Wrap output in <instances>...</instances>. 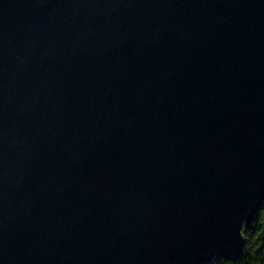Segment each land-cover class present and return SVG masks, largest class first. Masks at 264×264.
<instances>
[{"label":"water","instance_id":"95a60500","mask_svg":"<svg viewBox=\"0 0 264 264\" xmlns=\"http://www.w3.org/2000/svg\"><path fill=\"white\" fill-rule=\"evenodd\" d=\"M264 203V0H0V264L238 261Z\"/></svg>","mask_w":264,"mask_h":264},{"label":"trees","instance_id":"16d2710c","mask_svg":"<svg viewBox=\"0 0 264 264\" xmlns=\"http://www.w3.org/2000/svg\"><path fill=\"white\" fill-rule=\"evenodd\" d=\"M242 233L245 245L242 257L238 261L219 259L208 264H264V203L260 206L250 226Z\"/></svg>","mask_w":264,"mask_h":264}]
</instances>
